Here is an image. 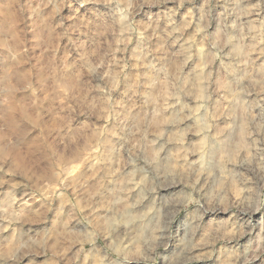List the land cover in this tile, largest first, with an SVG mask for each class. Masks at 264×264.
I'll use <instances>...</instances> for the list:
<instances>
[{"label": "clouds", "instance_id": "1", "mask_svg": "<svg viewBox=\"0 0 264 264\" xmlns=\"http://www.w3.org/2000/svg\"><path fill=\"white\" fill-rule=\"evenodd\" d=\"M0 264H264V0H0Z\"/></svg>", "mask_w": 264, "mask_h": 264}]
</instances>
